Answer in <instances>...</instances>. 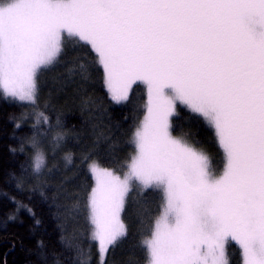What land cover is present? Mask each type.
<instances>
[{
  "label": "snow or ice",
  "instance_id": "6c2138e0",
  "mask_svg": "<svg viewBox=\"0 0 264 264\" xmlns=\"http://www.w3.org/2000/svg\"><path fill=\"white\" fill-rule=\"evenodd\" d=\"M69 44L94 54L115 103L130 101L138 82L148 88L128 173L90 166L99 264L127 238L121 212L134 181L165 194L138 245L144 264H229L231 242L243 264H264V0H0V94L34 103L38 70ZM177 102L214 130L226 158L221 175L211 174L199 141L172 135ZM45 159L33 140L34 172ZM61 243L75 250L74 264H91L78 243ZM140 260L133 253L126 264ZM53 264H61L56 253Z\"/></svg>",
  "mask_w": 264,
  "mask_h": 264
},
{
  "label": "trees",
  "instance_id": "16d2710c",
  "mask_svg": "<svg viewBox=\"0 0 264 264\" xmlns=\"http://www.w3.org/2000/svg\"><path fill=\"white\" fill-rule=\"evenodd\" d=\"M93 57L79 45L69 44L38 79L34 103H18L0 94V264H53V253L61 264H74L70 258L77 254L65 249L62 236L78 243L91 264H99L89 221L94 182L88 164L93 161L116 174L128 173L135 154L132 137L146 114L147 97L138 82L130 101H112L102 67ZM178 111L180 117L172 118L173 133H188L186 138L199 141L197 146L207 153L213 168H222L223 152L212 128L184 106ZM33 140L46 157L45 165L35 172ZM12 191L15 195L8 193ZM161 202L158 188L140 191L133 185L121 214L128 235L108 252L107 264H126L133 253L144 264L145 253L138 245L149 238ZM239 252L233 244L228 246L230 264H240Z\"/></svg>",
  "mask_w": 264,
  "mask_h": 264
},
{
  "label": "rangeland",
  "instance_id": "374dc122",
  "mask_svg": "<svg viewBox=\"0 0 264 264\" xmlns=\"http://www.w3.org/2000/svg\"><path fill=\"white\" fill-rule=\"evenodd\" d=\"M54 65V64H53ZM52 65V66H53ZM51 66V65H50ZM50 66H47V67H45V68H43V69H40V70H38V72H37V79H36V84L38 83V79L40 78V76H41V74H43L44 72H46L49 68H50ZM141 84H143V83H141ZM143 86H144V89H145V92H146V97H147V106H148V88H147V85L146 84H143ZM37 87H38V84H37ZM37 93V92H36ZM4 96V95H3ZM5 97V96H4ZM36 97H37V94H36ZM8 99H10V100H13V101H15V102H18V103H29V104H31L32 102H28V101H20V100H18V99H16V98H13V97H7ZM36 100V99H35ZM147 106H146V114L144 115V117L147 115ZM178 106H180V104H179V102H177V107ZM144 117H143V119H144ZM202 118V117H201ZM143 119H142V121H143ZM141 121V122H142ZM205 122V121H204ZM136 130V129H135ZM213 130V129H212ZM213 132H214V130H213ZM134 133H135V131H134ZM215 134V133H214ZM172 135L174 136V137H176V138H181V136L182 135H175L174 133H173V131H172ZM216 137V136H215ZM185 139H187L186 137H184ZM188 140V139H187ZM132 142H133V145H134V147H135V143H134V134H133V137H132ZM188 142H190V143H192L191 141H189L188 140ZM201 149V148H200ZM203 150V149H202ZM204 151V150H203ZM205 152V151H204ZM222 152H223V149H222ZM206 153V152H205ZM135 154H136V149H135ZM134 154V155H135ZM206 155H207V153H206ZM208 156V155H207ZM209 157V156H208ZM209 160H210V158H209ZM96 164V165H98L96 162H93V161H90L89 162V164H88V170H89V173L91 174V176H92V179H93V182H94V187H95V178H94V176H93V174L91 173V171H90V166L92 165V164ZM131 163V162H130ZM130 163H129V165H130ZM225 163H226V158H225V156H224V153H223V166H222V168H220L219 170H215L214 168H213V166L211 165V160H210V172H211V174L213 175V176H219V175H221L222 173H223V170H224V166H225ZM99 166V165H98ZM100 167V166H99ZM129 167V166H128ZM108 170H110V169H108ZM110 171H112V170H110ZM128 171H129V168H128ZM115 173V172H114ZM116 174V173H115ZM116 175H118V176H120L121 178H123L124 177V175L125 174H123V175H119V174H116ZM133 185H134V187L136 188V189H138V190H140V191H144L145 189L144 188H142V187H139V186H137L138 185V182H135L134 181V183H133ZM156 188H158L159 189V191L161 192V194H162V202H161V210H162V207H163V205H164V203H165V194H164V192H163V189L162 188H159V187H156ZM160 214H158L156 217H155V220L161 215V211L159 212ZM121 214H122V212H121ZM89 218H90V209H89ZM121 220H122V218H121ZM155 220H154V222H155ZM91 227H92V225H91ZM153 227H154V224H153ZM153 227H152V230H153ZM92 231H93V227H92ZM97 244V243H96ZM230 244H233L234 246H235V248L238 250V251H240L239 252V254H240V264H243V261H244V257H243V251H242V249L239 247V245L238 244H235L234 242H231ZM229 244V245H230ZM98 247V246H97ZM227 259L229 260V264H230V259H229V255H228V247H227ZM100 260H101V257H100V255H99V253H98V262H100Z\"/></svg>",
  "mask_w": 264,
  "mask_h": 264
},
{
  "label": "bare ground",
  "instance_id": "6f19581e",
  "mask_svg": "<svg viewBox=\"0 0 264 264\" xmlns=\"http://www.w3.org/2000/svg\"><path fill=\"white\" fill-rule=\"evenodd\" d=\"M37 94V93H36ZM14 189L16 190V187L14 186ZM9 194H14L13 191L12 192H8ZM15 195V194H14ZM89 221H90V218H89ZM91 224V223H90ZM36 245H37V242H36Z\"/></svg>",
  "mask_w": 264,
  "mask_h": 264
}]
</instances>
